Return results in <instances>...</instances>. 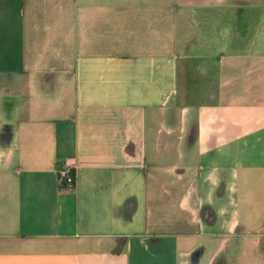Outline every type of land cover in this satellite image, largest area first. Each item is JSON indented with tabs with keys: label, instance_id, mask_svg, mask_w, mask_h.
<instances>
[{
	"label": "crops",
	"instance_id": "1",
	"mask_svg": "<svg viewBox=\"0 0 264 264\" xmlns=\"http://www.w3.org/2000/svg\"><path fill=\"white\" fill-rule=\"evenodd\" d=\"M0 264H264V0H0Z\"/></svg>",
	"mask_w": 264,
	"mask_h": 264
},
{
	"label": "built area",
	"instance_id": "2",
	"mask_svg": "<svg viewBox=\"0 0 264 264\" xmlns=\"http://www.w3.org/2000/svg\"><path fill=\"white\" fill-rule=\"evenodd\" d=\"M74 171L67 165L61 164L58 166L57 176L58 182L63 188H73L75 185Z\"/></svg>",
	"mask_w": 264,
	"mask_h": 264
},
{
	"label": "trees",
	"instance_id": "3",
	"mask_svg": "<svg viewBox=\"0 0 264 264\" xmlns=\"http://www.w3.org/2000/svg\"><path fill=\"white\" fill-rule=\"evenodd\" d=\"M74 173V172H73Z\"/></svg>",
	"mask_w": 264,
	"mask_h": 264
}]
</instances>
